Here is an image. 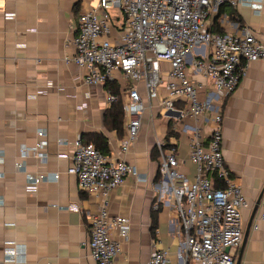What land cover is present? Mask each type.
<instances>
[{
  "label": "crops",
  "instance_id": "obj_1",
  "mask_svg": "<svg viewBox=\"0 0 264 264\" xmlns=\"http://www.w3.org/2000/svg\"><path fill=\"white\" fill-rule=\"evenodd\" d=\"M235 1L236 5L228 2L225 8L234 10L242 23L223 13L219 19L221 28L235 34L250 29L264 42V0L260 13L254 11L250 0ZM97 2L0 0V152L3 155L0 264H97L89 253L87 217L98 213L102 197L81 191L77 177L67 170L78 136L86 139L89 135L102 134L108 140L109 153L118 154L125 122L122 137L106 128L104 114L110 107L107 101L110 92L105 83H86L87 69L64 60L66 55L75 53V24L80 14ZM193 56H189V61ZM205 61L209 64L208 59ZM162 68L166 80L169 64L162 63ZM188 75L198 86L199 99L205 100L209 92L204 87L206 77L195 73L191 65H188ZM116 76L125 100L123 89L128 82L119 73ZM48 81H53L54 86L48 88ZM139 89L148 108L142 114L136 143L122 156L136 167L142 179L127 175L124 183L108 195L110 214L125 216L131 221V232L121 243L117 264H146L155 248H168L171 264H178L183 231L173 197L161 196L159 165L151 154L159 144L176 142L178 157L182 160L180 168L194 179L196 167L189 158L191 127L199 129L203 142H209L215 112L223 115L222 147L226 166L242 184L248 203L242 211L246 237L245 241L243 237L244 245L242 242L236 251L234 264L242 245L240 264H264V221L259 219L264 201V59L248 65L233 93L213 98L215 103L206 113L207 119H185L186 131L175 132L177 135L169 139L173 113L160 103L168 95L166 86L159 87L158 97L151 102L143 82L139 83ZM41 130L46 133L47 159L22 157L21 148L34 146ZM60 139H65L66 144H60ZM17 161L23 163L22 169H17ZM27 172L43 173L47 178L30 189ZM55 174H59L58 179L51 177ZM152 212L157 214L155 236ZM255 223L258 229H254ZM16 245L24 248L17 258H12L10 251Z\"/></svg>",
  "mask_w": 264,
  "mask_h": 264
},
{
  "label": "built area",
  "instance_id": "obj_2",
  "mask_svg": "<svg viewBox=\"0 0 264 264\" xmlns=\"http://www.w3.org/2000/svg\"><path fill=\"white\" fill-rule=\"evenodd\" d=\"M256 1L250 0L254 11L260 13L263 0ZM228 2L237 4L235 0H98L95 6L80 14L75 24V53L66 55L64 60L87 69L84 80L88 84L116 81V73L128 82L123 89L126 95L123 100L125 135L121 139L120 152L104 154L78 136L67 170L77 177L81 191L102 197L98 213L87 217L89 253L97 264H117L121 243L131 232L130 219L111 215L107 203L110 191L122 185L127 175L142 179L136 167L122 156L136 143L142 114L148 108L139 83H144L150 102L158 97L159 87L166 86L168 95L160 103L173 113L172 131L183 133L187 128L183 124L185 119H205L215 103L213 98L233 93L248 65L264 59V42L250 29L242 34L209 31V17ZM114 10L120 13L116 15ZM164 62L169 64L166 80L163 78ZM188 65L207 79L204 87L209 92L205 100L198 97V86L188 75ZM53 86V81H48L47 87ZM116 100L117 95L108 93V103ZM222 130L220 112L212 117L209 142H203L199 129L191 127L189 158L196 167L194 179L180 168L182 160L178 157L176 142L165 150L163 145L158 146L161 196L173 197L184 236L177 252L178 264H234L236 251L243 242L242 211L248 203L242 184L226 166ZM45 136L44 131H38L37 143L22 147L21 156L45 161ZM66 142L59 140L60 144ZM2 160L0 152V162ZM16 167L22 169L23 163L17 161ZM26 176L30 189L47 178L43 173L27 172ZM51 177L58 179L59 174ZM216 180L222 186H215ZM259 219L264 221V201ZM258 228L255 223L254 229ZM23 248L16 245L10 251L11 257L17 258ZM169 254L168 248H155L146 264H171Z\"/></svg>",
  "mask_w": 264,
  "mask_h": 264
},
{
  "label": "trees",
  "instance_id": "obj_3",
  "mask_svg": "<svg viewBox=\"0 0 264 264\" xmlns=\"http://www.w3.org/2000/svg\"><path fill=\"white\" fill-rule=\"evenodd\" d=\"M228 3L222 4L217 13L214 16H210L209 19H211L209 31L224 34V30L221 28L219 19L223 13H227L231 16L233 20L238 22L239 24L242 23L241 17L234 11L229 10L227 7ZM106 88L109 90L110 93L117 95L118 100L112 102L110 104V107L105 111L104 114V123L107 129L114 130L117 132V134L122 137L124 135V122H125V113L123 108V99L120 91V86L118 85L117 81H107L105 83ZM177 134L172 131V129H169V133L167 135V139H169L171 136H176ZM83 141L85 143H92L94 144L102 153L108 154L109 153V143L107 138L102 134H95V135H89L86 139L82 137ZM170 145L163 146V149L165 150L167 147H170ZM152 160L156 161L158 165L160 166V150L158 147H154L151 154ZM158 176L160 177V172L158 171ZM215 186H222L221 183H219L217 180L215 182ZM157 214L155 212H152V233L154 236L156 235L157 230Z\"/></svg>",
  "mask_w": 264,
  "mask_h": 264
},
{
  "label": "water",
  "instance_id": "obj_4",
  "mask_svg": "<svg viewBox=\"0 0 264 264\" xmlns=\"http://www.w3.org/2000/svg\"><path fill=\"white\" fill-rule=\"evenodd\" d=\"M261 198H262V194L260 195V197L258 199L257 205L260 204ZM256 209H257V207H256ZM245 237H246V235H245ZM245 237H244V241H245ZM243 245H244V242H243ZM243 245H242V248H241V252H240V254H239L238 258H237L236 264H240V261H241V258H242Z\"/></svg>",
  "mask_w": 264,
  "mask_h": 264
},
{
  "label": "rangeland",
  "instance_id": "obj_5",
  "mask_svg": "<svg viewBox=\"0 0 264 264\" xmlns=\"http://www.w3.org/2000/svg\"><path fill=\"white\" fill-rule=\"evenodd\" d=\"M114 12H115L116 15H118L120 13L119 11H115V10H114ZM210 23H211V19H209V25H210ZM179 126H181V124Z\"/></svg>",
  "mask_w": 264,
  "mask_h": 264
}]
</instances>
